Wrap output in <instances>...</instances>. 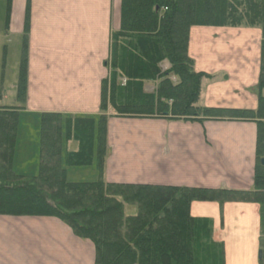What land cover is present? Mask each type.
<instances>
[{
	"label": "trees",
	"instance_id": "trees-1",
	"mask_svg": "<svg viewBox=\"0 0 264 264\" xmlns=\"http://www.w3.org/2000/svg\"><path fill=\"white\" fill-rule=\"evenodd\" d=\"M11 1H6L7 18ZM119 25L111 33L110 72L102 81L100 112L42 113L37 170L20 174L17 145L28 88V0L16 105H0V215L62 220L78 237L92 241L96 264H225V246L213 238L212 219L194 216L191 207L196 201L256 202L264 218V0H121ZM193 26L260 28L257 109L198 105L205 78L211 76L196 72L188 54ZM165 62L169 68L162 70ZM148 82H157L155 91L146 88ZM113 116L255 120L260 159L254 188L107 182ZM79 166H96L99 178L70 181L67 169ZM31 167L21 170L30 174Z\"/></svg>",
	"mask_w": 264,
	"mask_h": 264
},
{
	"label": "crops",
	"instance_id": "crops-1",
	"mask_svg": "<svg viewBox=\"0 0 264 264\" xmlns=\"http://www.w3.org/2000/svg\"><path fill=\"white\" fill-rule=\"evenodd\" d=\"M27 4L28 0H12L8 18L4 11L0 31H5L2 46L6 53L5 41L16 39L23 44ZM120 6L121 0H30L27 101L20 117L34 120L35 116L37 122L32 124L38 134L42 113L100 112L102 81L109 75L106 64L112 26L119 25ZM261 39L259 29H190L188 54L196 72L213 77L218 70L222 76L205 80L199 106L257 109L254 87L260 74ZM20 49L22 53V45ZM217 64L220 67L216 68ZM166 65L169 63L163 68ZM2 97L0 93V100ZM20 136L18 132L16 171L31 175L37 170L39 139L27 142V146L36 147L29 151L19 147ZM257 138L255 120L113 116L108 124L104 178L110 183L251 190ZM20 162L32 163L30 174L21 170ZM96 176L99 178L98 171ZM191 212L212 219L213 238L225 246V264H264L260 204L196 201ZM95 261L92 241L78 237L56 217L0 215V264Z\"/></svg>",
	"mask_w": 264,
	"mask_h": 264
},
{
	"label": "rangeland",
	"instance_id": "rangeland-1",
	"mask_svg": "<svg viewBox=\"0 0 264 264\" xmlns=\"http://www.w3.org/2000/svg\"><path fill=\"white\" fill-rule=\"evenodd\" d=\"M5 5H6V1L0 0V26H2V16H3L4 11H5ZM25 15H26V13H25ZM119 28H120V25H116V23H113L112 32L119 30ZM234 28H236V27H234ZM249 29H251L252 31H255L257 29L260 30V28H256V27H252ZM4 33H5V31H0V93H2V96H3L2 99L0 100V105H3V104L10 105V104L16 103V100H15L16 98L14 99V97L16 95V86H17L18 72H19L18 64H19V61L21 58V51H20L21 49L20 48L22 45V43H21L22 41L19 42V40L16 41V39H15V41L11 40L10 42L5 41L6 44L8 45V49H9V51L6 53V52H4L3 46H2L3 45L2 44L3 43L2 38L6 36ZM253 44L255 45V43H253ZM220 65H221V63H220ZM220 65L217 64L216 68L220 67ZM106 66L108 67L109 72H110V56H109V59L107 61ZM163 67H164V63H162L161 64L162 70L168 69L169 65H166L165 68H163ZM194 69L196 71L195 67H194ZM221 77L222 76L220 75V73L217 70V72L213 75V77H210V79L218 80ZM172 79H174V78H172ZM205 80H208V79L205 78ZM122 81H123V83L126 82V80L124 78L122 79ZM211 85H213V84H211ZM146 88L149 91H152V90L155 91L157 88V82H153V83L148 82V86ZM254 89H257V85L254 87ZM256 94L258 96L257 91H256ZM233 95H234V93L231 94V96H233ZM33 117H34L35 121L32 119H29L26 122L25 120L22 119V121H21L22 123L20 125V130H21L20 131V135H21L20 137L21 138L19 141V147L22 149H25V150H29V151L33 148V145L27 146L26 145L27 142H30L33 144V142L35 141V138L39 139V136H40V121H39V129H38L39 134H38L35 131L33 124H32V123L37 122V118L35 116H33ZM21 143L23 146L21 145ZM73 145H75V143H73ZM34 148H36V147H34ZM22 149L20 150L21 153L23 151ZM256 153H257V148H256ZM259 159L260 158H258V156H257L256 157V165L258 164ZM262 159H264V158H262ZM262 159H261V163H262ZM20 163H22V165H24V166H26L27 164L28 165L32 164L31 162H20ZM67 170H68V179L70 181H76V182L88 181V182H91V181H95L98 179L96 176V173H97L96 166L69 167Z\"/></svg>",
	"mask_w": 264,
	"mask_h": 264
},
{
	"label": "water",
	"instance_id": "water-1",
	"mask_svg": "<svg viewBox=\"0 0 264 264\" xmlns=\"http://www.w3.org/2000/svg\"><path fill=\"white\" fill-rule=\"evenodd\" d=\"M262 163L264 164V159H262ZM261 257H262V252L259 251V258H261Z\"/></svg>",
	"mask_w": 264,
	"mask_h": 264
}]
</instances>
